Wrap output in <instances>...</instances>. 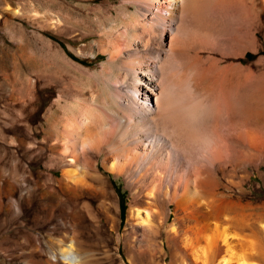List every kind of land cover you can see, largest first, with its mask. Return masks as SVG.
<instances>
[{
	"label": "bare ground",
	"instance_id": "obj_1",
	"mask_svg": "<svg viewBox=\"0 0 264 264\" xmlns=\"http://www.w3.org/2000/svg\"><path fill=\"white\" fill-rule=\"evenodd\" d=\"M137 1L141 4L129 25L114 39L79 48V54L106 56L96 71L75 64L58 45L49 44L56 66L95 88L76 91L71 100L65 91L49 92V173H36L27 187V179L15 169L3 172L0 264H92L95 245L104 242V228L109 221L116 223L119 208L105 174L124 179L129 214L144 237L143 243L134 229L133 234L123 230L131 264H140L142 254L153 247L160 248L161 261L169 253L186 264H264V114L247 105L233 81L239 66L208 65L194 47L195 35L181 38L163 21L149 20L153 0ZM233 1L243 3L187 0L183 16L215 13L219 5ZM126 2L120 6L128 10ZM214 18L199 26L203 34L194 32L203 37L207 23L217 26ZM64 21H74L71 9ZM241 32H218L212 39L244 52L247 37ZM252 178L260 180L254 186L257 195L254 202L244 203V187ZM29 205L30 219L21 220ZM169 206L171 223L165 213Z\"/></svg>",
	"mask_w": 264,
	"mask_h": 264
},
{
	"label": "rangeland",
	"instance_id": "obj_2",
	"mask_svg": "<svg viewBox=\"0 0 264 264\" xmlns=\"http://www.w3.org/2000/svg\"><path fill=\"white\" fill-rule=\"evenodd\" d=\"M154 1H150L154 4L150 2L144 4L147 6L150 3L148 5L150 12L147 14L149 20L153 21L155 18L154 20L163 21L169 26L167 30L178 33L181 38L187 39L191 35H195L194 47L196 46L195 49H198L201 57L208 65L214 61L221 69L234 65L241 68V71L236 72L237 75L233 81L238 82V86L242 89L240 91L247 98L245 101L247 105L250 107L253 105L252 108L261 111L260 115L263 116L264 4L262 5L260 0H255V2L242 0L243 3L240 1H238L239 3L237 1L224 2L216 9L217 12L214 13L209 10L201 11V13L196 12L197 14L193 16L194 19L188 18V20L184 18L185 15L183 16V13L185 14L183 8L186 6L187 0ZM121 2L122 0H0V180H3L5 170L9 172L15 169L18 175H24L27 179L26 183L28 184L26 186L32 187L36 173H49V169L52 167L46 150L50 133L46 121L49 92L51 90L56 92L65 91L66 98L71 100L76 91H87L90 88H95L91 82L80 78L79 74L67 73L56 66L54 64L55 56L49 50V44L58 45L75 64L90 71L98 70L105 62L106 56L99 55L95 57L90 54H79L78 50L86 44L97 43L104 39L112 40L118 31L129 25L132 13L136 10V5L141 3L137 0H128L125 4L128 6V10H125L120 6ZM108 7H113V11ZM99 8L102 9L99 10ZM70 9L72 10V18L76 22L66 23L64 15ZM11 11H13V15L4 14ZM218 11L221 13L218 14ZM213 14L216 18L213 19V22H216L217 26L213 25L216 26V30L218 28L220 30L211 29V34L216 32L217 34H214V36L209 34V36H212L210 38L207 34L208 31H211L210 28L213 25L210 24L207 27V23L205 28L209 30H205L207 32V34H204L205 37L204 35L203 37L202 35L198 36L202 32V30H198L199 26L205 25L204 22L208 21L207 17L210 18ZM205 16L207 17L205 18ZM195 17L198 19L196 20ZM203 18H205L204 22L202 21ZM192 21H194V24ZM213 28L215 27L213 26ZM195 29L199 34L194 32ZM204 29L203 32H205ZM237 30L238 33L244 31L241 34L247 37L244 40L246 45L244 48L247 50L244 52L240 47L230 49L233 47H224L220 45L219 40L217 42L213 41V39H217L220 32L222 35L229 36L234 32L237 33ZM251 31L257 32L254 38L250 36ZM57 34L65 42L59 39ZM187 34L189 35L187 36ZM248 34L249 36H247ZM80 37H83V39L77 42L76 39ZM67 45H71L73 50L70 51ZM228 73L233 75L234 71L229 69ZM13 160L14 165L11 164ZM261 171L264 172V165H261ZM105 176L111 182L114 198L119 205L116 215L117 221L116 223L109 221L110 223L105 226L104 242L99 241L98 248L95 245L96 254L94 253L95 257L91 258V263L131 264L125 251L123 230L128 228V231L132 233L134 229L138 239L142 240L143 243L144 237L139 228L134 226L136 225L135 220L129 214L130 191L125 187L124 179L107 174ZM238 178L239 175L235 180H238ZM2 180L0 185H2ZM250 181L251 183H247L244 187L247 192L243 200L244 203L254 202L253 200L257 195L254 186H258L260 180L252 178ZM1 189L2 186H0V203L3 200L1 198L3 189ZM177 191L180 194L182 187H178ZM17 192L18 190L15 189V193ZM30 207L31 205L25 206V209L23 208V216H21L23 218L21 220L27 221L30 219V214H27L32 210ZM140 207L142 208L143 205L141 204ZM172 211L173 206H169L165 211L166 214L169 213V223L173 219L170 215ZM141 216H145L143 212ZM129 218L133 220L130 219L128 225L129 221L127 220ZM150 221L152 226L156 228L157 221H153L152 218ZM12 231L9 230L10 233ZM132 234L130 236H133ZM90 235L92 234L90 233ZM118 239H120L119 244ZM157 241L158 244L161 243L160 239ZM152 250L154 251H147L144 255L142 254L143 258H141V261L139 260L140 264L185 263L180 258L176 261L178 257H171L167 250H165L166 254L168 253L166 261H161L160 248L153 247ZM129 256L135 258L131 253ZM135 260L137 259L135 258Z\"/></svg>",
	"mask_w": 264,
	"mask_h": 264
},
{
	"label": "snow or ice",
	"instance_id": "obj_3",
	"mask_svg": "<svg viewBox=\"0 0 264 264\" xmlns=\"http://www.w3.org/2000/svg\"><path fill=\"white\" fill-rule=\"evenodd\" d=\"M69 259H72L71 257H69Z\"/></svg>",
	"mask_w": 264,
	"mask_h": 264
}]
</instances>
